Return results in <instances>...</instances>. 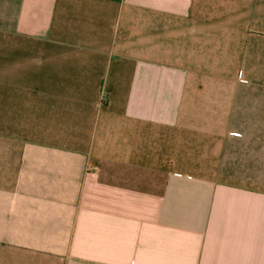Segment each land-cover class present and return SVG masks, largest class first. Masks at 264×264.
I'll return each instance as SVG.
<instances>
[{
  "label": "crops",
  "instance_id": "1",
  "mask_svg": "<svg viewBox=\"0 0 264 264\" xmlns=\"http://www.w3.org/2000/svg\"><path fill=\"white\" fill-rule=\"evenodd\" d=\"M0 264H264V0H0Z\"/></svg>",
  "mask_w": 264,
  "mask_h": 264
}]
</instances>
